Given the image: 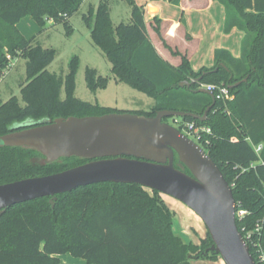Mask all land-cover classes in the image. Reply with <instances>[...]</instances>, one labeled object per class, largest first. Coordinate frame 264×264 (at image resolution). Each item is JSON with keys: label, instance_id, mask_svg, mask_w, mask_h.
<instances>
[{"label": "trees", "instance_id": "trees-1", "mask_svg": "<svg viewBox=\"0 0 264 264\" xmlns=\"http://www.w3.org/2000/svg\"><path fill=\"white\" fill-rule=\"evenodd\" d=\"M124 1L131 8L130 23L111 22L108 0H100L83 19L93 45L110 63L114 80L153 99L149 112L133 113L149 117L156 111L172 110L202 115L212 99L197 92L200 84L187 88L180 83L202 76L201 84L229 87L247 77L242 85L229 88L232 99L226 104L216 100L206 121L182 120L212 131L204 151L229 184L235 210L248 212L243 218L235 217L242 237L249 232L264 254V0H216L225 9L224 33L236 28L245 34L241 55L235 58L228 50H215L212 68L196 72L185 56L178 67L163 60L148 37L143 7L134 0ZM82 2L0 0V74L10 62L8 55L26 60L20 102L16 97L0 100V136L56 118L122 113L73 96L76 58L69 64L65 79L66 98L60 100L59 82L46 69L55 58L54 50L33 45L17 29L20 20L30 18L41 30L47 23H61L69 31V18ZM153 29L159 33V21ZM84 71L90 91L106 87L107 77L92 68ZM253 145H263L259 156ZM87 161L70 157L45 163L43 155L33 149L0 147V184L55 174ZM173 164L188 173L176 158ZM55 197L53 208L50 198L43 197L11 206L0 216V264H63L59 256L64 254L85 264H192L193 260L214 261L218 256L205 253L213 245L208 232L199 245L175 232L176 212L155 190L103 182ZM258 221L262 229L257 235L253 229ZM247 246L255 263L260 264L256 247L249 242Z\"/></svg>", "mask_w": 264, "mask_h": 264}, {"label": "water", "instance_id": "water-1", "mask_svg": "<svg viewBox=\"0 0 264 264\" xmlns=\"http://www.w3.org/2000/svg\"><path fill=\"white\" fill-rule=\"evenodd\" d=\"M201 80L202 76L180 86L201 85ZM197 92L212 99L202 115L161 110L149 117L125 112L69 116L0 136V147L33 149L43 155L45 163L70 157L89 159L55 174L0 184V216L11 206L43 197L50 198L53 208L56 195L89 185L138 184L178 200L201 219L213 243L205 253L213 252L224 264H256L236 226L235 199L220 169L202 147L164 122L186 117L206 121L216 99L202 87ZM175 158L188 173L175 167Z\"/></svg>", "mask_w": 264, "mask_h": 264}, {"label": "rangeland", "instance_id": "rangeland-1", "mask_svg": "<svg viewBox=\"0 0 264 264\" xmlns=\"http://www.w3.org/2000/svg\"><path fill=\"white\" fill-rule=\"evenodd\" d=\"M99 0H83L78 12L69 18L71 29L66 31L63 24L47 23L45 29L35 24L30 18H24L19 21L18 28L25 39L30 40L33 45H40L45 49H53L55 58L46 69L53 74L59 82L58 98H66L65 79L69 74V64L73 58H76L77 65L74 74L73 96L82 102H90L98 106H104L115 112L133 113L134 111L148 109L153 99L146 94L136 90L133 87L125 85L114 80L110 63L92 43L90 30L83 19V15L88 13L91 7L97 8ZM110 6L111 22L114 25L120 23H129L131 8L124 0H108ZM9 56V55H8ZM10 57V56H9ZM12 68L0 82V100L5 102L10 97H16L20 102V84L26 80L24 57H10ZM85 68L97 70L103 77H107L106 87L100 88L95 92L89 90L85 83ZM166 121L172 125L171 118ZM164 201L168 203L170 209L176 212V218L173 228L175 232L184 240L191 241L199 245V241L206 237V227L199 217L189 208L178 200L160 194ZM211 260H193L192 264H224L223 260L217 256ZM63 264H85L81 259L71 257L69 254L61 255Z\"/></svg>", "mask_w": 264, "mask_h": 264}, {"label": "crops", "instance_id": "crops-1", "mask_svg": "<svg viewBox=\"0 0 264 264\" xmlns=\"http://www.w3.org/2000/svg\"><path fill=\"white\" fill-rule=\"evenodd\" d=\"M134 2L143 7L147 34L155 51L173 67L180 66L181 57L185 56L194 72L203 67L212 68L215 50H228L233 57H240L241 42L245 34L236 28L227 34L224 33L225 9L218 1L134 0ZM155 21H159L158 34L153 29ZM17 29L21 32L18 26ZM173 52L180 54L174 55ZM153 104L151 103L148 109H151ZM164 202L167 206L168 203H173L171 200L168 203Z\"/></svg>", "mask_w": 264, "mask_h": 264}, {"label": "built area", "instance_id": "built-area-1", "mask_svg": "<svg viewBox=\"0 0 264 264\" xmlns=\"http://www.w3.org/2000/svg\"><path fill=\"white\" fill-rule=\"evenodd\" d=\"M10 59L9 56H7ZM12 60L4 67L3 71L0 74V82L4 79V76L7 75V72L12 68L13 64L11 63ZM200 87L204 88L208 93L214 96V99L226 104L229 100L232 99V95L230 93L229 87L224 85H216L212 84H201ZM172 120V126L179 130V132H183L186 136H188L195 144L199 145L203 148L210 144L208 136L212 134V131L207 126L203 125H196L194 122L183 121L182 118H174ZM254 152L257 156L262 151L263 145H253ZM255 164H252L251 167H254ZM248 215V212L245 210H239L235 212V217L243 218ZM255 228L253 229V234H260L262 226L261 222L255 223ZM244 242H249L250 244L254 245L257 249V258L260 264H264V254L261 250L260 244L254 242L251 239V234L248 232L243 238ZM246 242V244H247Z\"/></svg>", "mask_w": 264, "mask_h": 264}]
</instances>
